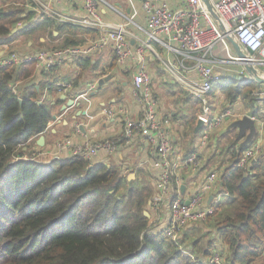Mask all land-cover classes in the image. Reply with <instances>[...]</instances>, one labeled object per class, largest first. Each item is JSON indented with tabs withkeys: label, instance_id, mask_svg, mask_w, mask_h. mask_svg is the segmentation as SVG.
Returning <instances> with one entry per match:
<instances>
[{
	"label": "trees",
	"instance_id": "trees-1",
	"mask_svg": "<svg viewBox=\"0 0 264 264\" xmlns=\"http://www.w3.org/2000/svg\"><path fill=\"white\" fill-rule=\"evenodd\" d=\"M25 14L20 7L0 11V43L18 36L12 32ZM48 27L62 34L72 28L46 19L23 33ZM70 45L77 44L66 39L60 48ZM35 65L0 69V264H207L220 239L226 264H264V156L248 170L238 162L226 169L220 192L229 201L214 205L207 219L217 217L209 230L217 241L209 240L195 257L184 236L175 243L145 215L153 198L146 185L81 157L37 159L30 141L53 118L44 89L60 90L45 71L44 81L34 83ZM233 88L232 94L244 92ZM123 185L129 188L120 194Z\"/></svg>",
	"mask_w": 264,
	"mask_h": 264
},
{
	"label": "crops",
	"instance_id": "crops-1",
	"mask_svg": "<svg viewBox=\"0 0 264 264\" xmlns=\"http://www.w3.org/2000/svg\"><path fill=\"white\" fill-rule=\"evenodd\" d=\"M42 1L48 4L51 9L64 15L80 17L86 13L85 0H61L59 3L50 0ZM164 1L172 8H179L181 5V0ZM144 2L145 0H107V3L100 5V12L105 21L111 23L130 22L132 57L125 64L117 62L112 45L99 48L82 59L65 58L47 67H41L36 62L34 83L44 81L43 72L45 71L48 74L47 78L52 79L54 84H71L72 89L67 94L61 91L49 94L47 88L44 89L43 99H51L53 118L48 129L41 135L32 138L30 142L40 152L41 161L49 163L54 160L52 154L59 150L58 144L66 139H70L74 145L121 140L127 120L138 119L140 116L141 108L135 95L134 77L140 69H144L150 77V87L156 101V111L162 131L169 136L173 146V151L170 154L174 170L173 180L179 184H176L175 197L181 198L186 204H189L190 200L197 195L202 196L204 204L208 206L226 203L229 201L228 196L220 192L221 180L226 169L238 162L246 149L256 144L263 146V152L258 160L264 156V102L252 100L248 95L249 92L246 96L244 92L232 94L233 91L229 87H234L235 91L237 87L244 89V86H247L250 91V87H253L252 90H254L259 87L263 88L264 84L258 82L247 71L243 62L214 65L215 78L210 95L209 113L214 126L209 130L204 124L200 127L202 103L194 96L190 88L192 84L200 81V74L193 68L194 62H186V66L190 70L185 72L186 78L183 84L166 72L161 61L150 50L143 53L144 58L140 59L139 57L137 50L141 45V40L146 38L144 29L147 27V13L144 9ZM3 3L4 7H8L4 10L15 7L23 8L27 19L21 21L22 26L24 24L29 26L46 19L55 21L48 16L33 21L36 13L30 6V0H4ZM215 20L219 21L217 18ZM56 24H66L72 28L69 33L62 34L48 27V29H52L53 38L47 35L39 36L38 41L30 39L27 42V50L23 52L12 49L26 35L23 33L25 29L15 32V29L18 28L17 25L12 33H16L18 36L12 41L0 43V58L11 51L30 54L55 51L60 49L57 47L65 45L66 39L77 45H87L96 40L99 35L92 29L67 23L56 22ZM231 45L237 53L232 43ZM157 49L162 56L176 62L174 54L160 46H157ZM217 50L221 51V48L218 47ZM242 50L246 53L243 48ZM207 58L211 59L212 56L209 55ZM21 67H17L18 70ZM255 68L264 78V65L255 66ZM102 81L103 84H101ZM92 87L94 91L90 93V101L84 99L78 101L82 108L76 105L68 106L63 110L69 100L75 101L80 94L87 92ZM36 88L38 91L41 90L39 84ZM63 96H66V99H63ZM81 110H85L87 114L77 117ZM109 111H116V115L109 117ZM245 116L253 118L258 126V132L252 142L247 145H244V142H246L250 130L240 136V129L233 126L236 121ZM41 136L45 138L44 146L37 144ZM119 146L116 153L102 150L95 162L116 167L128 177L129 181L134 180V185L144 186L143 180L139 176L140 173H144L154 195L157 194L159 173L153 164L154 144L146 136L137 135L130 144H119ZM70 153V150H64L62 158L71 157ZM194 153L198 155L199 165L197 167L186 165L185 160ZM125 171L130 172L129 176ZM213 174L216 179L212 186L208 187L209 176ZM182 186H185L184 190H182ZM150 206L151 222L154 221L157 228L164 230L171 220L169 207L166 205L164 208L157 209L153 205ZM192 223L185 226L182 234L186 243L195 226V223ZM212 234L214 237L216 236L214 233ZM215 248L222 254L226 263L224 247L216 244Z\"/></svg>",
	"mask_w": 264,
	"mask_h": 264
},
{
	"label": "built area",
	"instance_id": "built-area-1",
	"mask_svg": "<svg viewBox=\"0 0 264 264\" xmlns=\"http://www.w3.org/2000/svg\"><path fill=\"white\" fill-rule=\"evenodd\" d=\"M59 3L61 0H50ZM107 0H85L86 13L83 16H68L50 8L42 0H30V6L35 11L33 21L50 17L58 23H67L98 32V38L87 45H70L55 51L39 53H19L11 51L0 58V69L13 65L24 66L30 62H37L41 67L61 61L65 58L79 59L91 55L95 50L112 45L117 62L125 64L132 57L130 44V22L111 23L103 19L100 5ZM213 10L219 17L221 28L216 24L215 17L209 11L204 0H181L179 8H172L164 0H145L144 9L147 13V27L144 29L146 38L141 40L137 52L140 59L143 53L150 50L161 61L166 72L175 80L185 82V72L190 69L187 61L194 62V69L200 74V81L191 85L192 93L202 103L201 121L207 130L213 122L210 119V95L214 86V65L243 62L233 49L229 38L234 39L246 51V64L251 66L264 65V0H210ZM22 23L19 22L18 27ZM157 46L174 54L176 62L161 55ZM218 47L221 51L217 50ZM220 52V53H219ZM221 52L225 53L223 55ZM211 55L212 58L207 57ZM17 85H19L17 83ZM64 94L71 91V84H58ZM135 95L141 112L138 119H128L123 138L127 144L133 142L137 135L146 136L155 146L154 168L158 170V192L152 199V205L157 209L169 207L171 220L164 229L169 238L179 243L185 226L192 222L207 221L214 212L213 206L204 204L200 195L193 197L189 204L174 195L177 189L174 182V170L170 160L173 151L169 136L162 131L156 111V101L150 87V77L146 70L140 69L134 77ZM94 88L80 94L75 102L81 99L90 101V93ZM252 100L264 102V87L251 92ZM109 117L116 115V111H109ZM207 135V134H206ZM59 150L52 154V158L62 159L64 150H70L71 157H81L95 162L99 152L106 150L116 153L119 144L115 140L98 143H81L74 145L70 139L58 144ZM263 146L256 144L246 149L238 160V167L248 170L257 162ZM47 154V153H46ZM49 155V154H48ZM41 155L37 159L41 161ZM200 161L197 154H192L185 160L186 165L197 167ZM208 187L215 181V175H210ZM168 202V203H167ZM207 264H226L222 254L215 252Z\"/></svg>",
	"mask_w": 264,
	"mask_h": 264
},
{
	"label": "rangeland",
	"instance_id": "rangeland-1",
	"mask_svg": "<svg viewBox=\"0 0 264 264\" xmlns=\"http://www.w3.org/2000/svg\"><path fill=\"white\" fill-rule=\"evenodd\" d=\"M21 1H23V0H21ZM3 2H4V0H0V9L1 10H4V8L8 9V7H4V3ZM216 24L221 28L222 25L219 23V21L216 20ZM47 35L50 38H53V36H52V29H48V28L36 29V31L33 34H26L23 37V39L19 43H17L18 45L17 44L14 45V47H12V49L13 50L20 51V52L26 51L27 50V42H28V40L32 39V40L38 41L39 36H47ZM57 48H60V47H57ZM221 53L223 55H225V53H223V52H221ZM245 88L242 89L244 91V95L246 96L247 95V92H249L248 95L252 99L251 92L248 91L247 87H245ZM250 88L252 89L253 87H250ZM125 173L129 176V173L130 172L125 171ZM139 176H141V178L143 180L144 186L146 185L148 188H150L153 191V189L150 186L149 182L147 183V179H146L144 173H140ZM128 188H129L128 185H123L122 188L120 189V194L126 193L128 191ZM153 195H154V191H153ZM150 210L146 209V211L149 212V214H150ZM216 220H217V217L214 216L211 219V222L208 221V220L207 221H204V222H194L195 223V226H194L191 234L189 235V237L187 239L186 245L189 248V250L193 252V254L195 255V257H197V256H200L201 257V254L200 253L207 246L209 240H213V239L216 240V238L213 237L212 232H210L211 231L210 228H215L216 229V227H215V221ZM154 225H156V224H154ZM153 228H154V226H153ZM160 229L161 228H158V230H160ZM196 240L198 241V245H197V247H193V242H195ZM221 242H223V240L220 239V241L217 244L220 245V246H223ZM224 254H227V253H224ZM257 264H259V262H257Z\"/></svg>",
	"mask_w": 264,
	"mask_h": 264
},
{
	"label": "water",
	"instance_id": "water-1",
	"mask_svg": "<svg viewBox=\"0 0 264 264\" xmlns=\"http://www.w3.org/2000/svg\"><path fill=\"white\" fill-rule=\"evenodd\" d=\"M204 2L206 3L209 11L213 14V16L215 18L219 19V17L217 16V14L215 13V11L212 8V5L210 3V0H204ZM27 27H28V24H24L23 26L16 28L15 29V32L20 31V30L22 31L23 29H25ZM229 41L233 44V46L236 49L238 55L242 57L243 64L246 66L247 71L249 73H251L258 82L264 84V78H262L259 75V73L256 70V68L254 66H251V65H247L246 64V61H247V59H246L247 56L246 55L247 54L244 53V51L242 50V47L234 39H232V38H229ZM103 83L104 82L102 81L101 84H103ZM63 99H66V96H63ZM76 105L79 106L80 108H82L80 106V103L79 102H75L73 99H71V100L68 101V104L63 107V110H65L68 106H73L74 107ZM86 114H87V112L85 110H81L77 114V117H80V116L86 115ZM54 118H56V117H54ZM202 125H203V122L200 120L199 121V126L202 127ZM233 126L240 129V132H241L240 133L241 134L240 136L244 135L247 130H250V134L248 135L246 142H244V145H247L248 143L252 142L254 136L258 132V126L256 124V121L253 118H251L250 116H245L243 119L236 121L233 124ZM37 144L39 146H44V144H45V138H44V136H41L39 138ZM184 188H185V186H182V190H184ZM149 204L152 205V202H150ZM145 215L147 217H150V214L147 211L145 212Z\"/></svg>",
	"mask_w": 264,
	"mask_h": 264
}]
</instances>
